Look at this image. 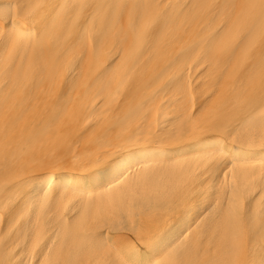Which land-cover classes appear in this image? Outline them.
<instances>
[{
  "label": "snow or ice",
  "instance_id": "1",
  "mask_svg": "<svg viewBox=\"0 0 264 264\" xmlns=\"http://www.w3.org/2000/svg\"><path fill=\"white\" fill-rule=\"evenodd\" d=\"M113 165L117 175H122L123 171L131 166L128 160H116L113 161ZM137 264H154V260L150 255H147V258H142Z\"/></svg>",
  "mask_w": 264,
  "mask_h": 264
}]
</instances>
